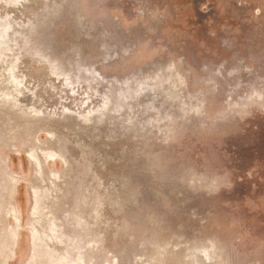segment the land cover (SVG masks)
I'll return each instance as SVG.
<instances>
[{
    "label": "rangeland",
    "instance_id": "obj_1",
    "mask_svg": "<svg viewBox=\"0 0 264 264\" xmlns=\"http://www.w3.org/2000/svg\"><path fill=\"white\" fill-rule=\"evenodd\" d=\"M0 264H264V0H0Z\"/></svg>",
    "mask_w": 264,
    "mask_h": 264
}]
</instances>
